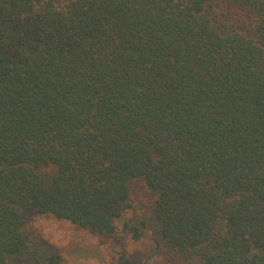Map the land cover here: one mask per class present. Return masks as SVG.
Wrapping results in <instances>:
<instances>
[{
	"label": "trees",
	"instance_id": "16d2710c",
	"mask_svg": "<svg viewBox=\"0 0 264 264\" xmlns=\"http://www.w3.org/2000/svg\"><path fill=\"white\" fill-rule=\"evenodd\" d=\"M133 189L160 264H264V0H0V264L63 263L26 213L111 236Z\"/></svg>",
	"mask_w": 264,
	"mask_h": 264
},
{
	"label": "rangeland",
	"instance_id": "374dc122",
	"mask_svg": "<svg viewBox=\"0 0 264 264\" xmlns=\"http://www.w3.org/2000/svg\"><path fill=\"white\" fill-rule=\"evenodd\" d=\"M150 197L133 189V209L117 223V231L111 236H95L81 230L69 221L36 212L26 213L27 221L43 235L45 244L56 249L63 257L62 264H117L118 257L127 255L137 264H160L161 260L149 233L134 240L124 230V223L148 211Z\"/></svg>",
	"mask_w": 264,
	"mask_h": 264
}]
</instances>
